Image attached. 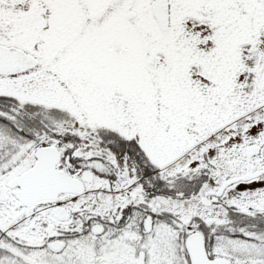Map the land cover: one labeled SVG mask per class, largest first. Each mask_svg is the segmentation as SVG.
I'll use <instances>...</instances> for the list:
<instances>
[{
  "label": "snow or ice",
  "instance_id": "1",
  "mask_svg": "<svg viewBox=\"0 0 264 264\" xmlns=\"http://www.w3.org/2000/svg\"><path fill=\"white\" fill-rule=\"evenodd\" d=\"M0 264H264V0H0Z\"/></svg>",
  "mask_w": 264,
  "mask_h": 264
}]
</instances>
